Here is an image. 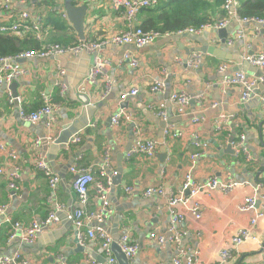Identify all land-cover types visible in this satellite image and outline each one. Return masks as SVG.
<instances>
[{"label": "crops", "instance_id": "obj_1", "mask_svg": "<svg viewBox=\"0 0 264 264\" xmlns=\"http://www.w3.org/2000/svg\"><path fill=\"white\" fill-rule=\"evenodd\" d=\"M49 1L57 5L48 11L64 20L70 27L68 34L76 33L77 37L62 9L65 11V4L74 1L79 3L75 7L87 6L86 39L81 41L78 37V40L101 44V48L97 53L34 58L23 63L21 60L23 76L0 86V142L7 148L6 153H0L3 170L0 209H6L0 217V259L21 253L29 264L105 261L99 242L91 239L83 240L82 244L75 242L70 216L79 209L87 215L96 213L100 204L96 188L91 185L88 205L80 206L70 169L76 164L81 169H92L98 180L106 155L110 153L112 168L117 174L109 196L114 213L106 230L113 239L124 233L139 246L130 264H174L176 247L171 243L160 246L150 239V234L168 235L172 219L167 209L169 197L180 191L187 172L200 183L216 178L239 185L227 192L214 190L200 194L202 218L195 220L188 215L178 227L183 233V249L198 255L197 264H264V220L251 227L254 213L240 211V205L259 185L263 186L264 193V105L261 102L264 78L249 72L258 85L248 102L241 100L238 87H224L222 83L225 77L237 72L240 59L264 51V29L256 32L257 26L242 27L246 38L228 45L224 42L234 38L241 29L235 22L224 29L227 30L224 39L219 35L222 30L217 29H207L196 36L177 35L186 28L169 36L161 35L153 44L138 49L134 44L117 45L113 39L137 30L144 22L143 17L130 21L125 11L114 10L107 0L95 4L87 0H30L25 5L14 3L8 9L1 6L0 26L20 22L22 11H27L30 22L39 20L41 25L46 10L39 9V5ZM67 30L58 36L66 37ZM207 48L227 53L232 59H218L203 52ZM127 55L138 60V67L131 66L125 59ZM197 55L202 56L199 68L186 69L185 64ZM97 57L105 64V73L90 82ZM225 66L228 70L222 72ZM13 82L19 83L17 98L9 89ZM155 82L165 84L164 93L152 92ZM133 88L139 89V95L121 102L120 94ZM175 92H186L192 98L185 116H180L170 102ZM45 99L55 106V119L50 126L46 117L35 125L21 118V110L36 112L46 105ZM163 102L169 125L175 133H180L176 139L164 134L165 121L158 116L159 104ZM123 108L133 118L114 127L112 117ZM222 116L230 122L219 126ZM80 131L81 141L70 143ZM242 136L245 137L243 146ZM67 139L68 143L64 142ZM141 140L157 142L155 158L131 154ZM163 144L168 154L165 163L159 158ZM39 157L59 177L56 191L50 187V179L37 168ZM14 173L19 175L16 191L10 187ZM152 186L162 187L164 195L144 197L143 191ZM127 188L134 189V193L128 194ZM58 207L61 208L60 222L45 230L33 244L10 241L14 225L31 227L47 219ZM261 209L264 201L257 204L256 210ZM92 225L87 219L84 221L82 234L87 238ZM246 228H252L256 241L233 248L232 238ZM226 249L231 250L233 258L223 263L221 253Z\"/></svg>", "mask_w": 264, "mask_h": 264}, {"label": "built area", "instance_id": "obj_2", "mask_svg": "<svg viewBox=\"0 0 264 264\" xmlns=\"http://www.w3.org/2000/svg\"><path fill=\"white\" fill-rule=\"evenodd\" d=\"M30 0H21V4L25 5ZM101 0H87L89 4H95ZM110 2L114 10H124L126 12L127 18L130 21H136L139 13L142 10L155 8L164 0H107ZM15 0H4L3 7L5 9L10 8L14 4ZM239 6V0H226L225 9L228 12V17L224 18L214 24L204 25L200 28H188L185 31H178L177 35L188 34L192 36L199 35L207 29H217L222 30L227 28L232 22L238 24L241 28L237 31L236 36L227 41L228 45H233L235 40H240L246 38L242 27L257 26L256 32H259L260 29H264V18L258 17H242L238 14L237 9ZM63 10L62 15L67 18V15ZM30 16L28 13H22L20 15V22L13 24H6L0 27L2 33H10L13 35H21L22 31L27 32L29 29L34 30L38 33L37 38L42 40L40 31L39 20L30 24ZM22 29V31H20ZM264 31V30H263ZM166 34L165 36H169ZM161 35L155 32H143L140 29L135 30L129 35L123 37L116 36L113 41L117 45L124 44H134L138 49H142L153 44ZM101 44L92 43V42H82L77 46L64 48L59 45H47L41 51L36 52H26L22 53L16 57L0 59V86L3 84H9L11 81H14L17 78H20L24 74V70L20 67L19 61L28 60V59H44L49 56H57L64 54H71L73 56L80 55L83 52L97 53L100 51ZM125 59L131 62V66L136 68L139 65V62L135 58H130L129 55L125 56ZM245 60L253 67H258L261 70H264V51L258 55H250L246 57ZM202 64V56L197 55L193 56L190 61L185 64V68L188 70L197 69ZM228 70V67L225 66L221 69L222 72ZM105 73V64L103 61L97 57L95 59V66L89 76L90 82L97 81L98 77L104 75ZM223 86L227 87H238L241 92V100L243 102H248L253 98L256 93L258 82L253 79L249 73L241 70L234 73L232 76L225 77L222 81ZM108 88L110 84L108 83ZM153 93H164L165 84L162 82H155L152 85ZM139 95V89L133 88L128 92L120 94V101L126 102L130 99H134ZM199 99V98H198ZM46 105L40 110L32 113H27L24 110L20 111L21 118L25 121H28L32 124H37L43 118H48V126L51 125L55 117V106L49 104V101L45 99ZM170 102L175 106L177 112L180 116L187 115L189 107L192 102V98L186 92H175L170 96ZM261 102L264 105V96L261 97ZM158 116L162 118L167 124L165 129V136L172 139H176L180 136V133L177 134L173 131V127L169 125V118L166 112V103H160L158 109ZM133 118V114L127 110L120 109L112 117V124L114 127H119L123 121H130ZM230 119L221 117L219 126L227 125ZM245 137H241V146H243ZM81 141V131L74 135L70 139V143H79ZM234 144V143H233ZM158 144L153 140H141L136 143L131 151V154L134 155H143L148 159H153L156 157L158 152ZM246 152L245 149H242ZM6 146L0 142V153H6ZM13 155V153H12ZM197 157L193 156L195 159ZM249 160V156H248ZM37 168L40 169L43 174L50 179V187L53 191H56L58 185L60 184V179L56 176L49 165L42 160V157H39L37 162ZM71 173L74 175V190L79 199L81 207H85L89 203V188L91 185H94L96 188V198L99 201L98 212L87 215L84 210L79 209L70 216V220L74 225L75 235L79 242L82 244V241L85 239H91L100 243V252L105 255L106 260L98 264H118L117 259L115 258L112 252V245L114 239L106 230L105 226L112 217L114 210L111 206L110 195L114 188V176L117 174L112 168L111 156L110 153H107L102 168L100 169V178L96 180L94 171L92 169H81L77 164L71 167ZM3 174V170L0 168V176ZM19 175L17 173L12 174L10 187L12 190H18L16 181L18 180ZM238 183H225L216 178L209 179L205 182H197L194 179V176L191 172H187L183 176V181L181 189L177 194H171L168 201V213L171 216V227L168 231V235H159L156 232L150 234V239L155 241L158 245L163 246L167 243H171L177 249V256L174 259V264H197L198 255L189 254L181 246V241L183 239V233L178 229L179 225L185 221L188 215L193 217L195 220H200L202 218V205L200 203L199 197L200 194L205 191H214L221 190L227 192L235 187ZM263 186L259 185L254 194L247 197L244 202L240 205V211L242 213H254L253 218L251 219V227L257 226V224L264 220V209L256 210L257 204L264 201V193L262 191ZM126 192L128 194L134 193V189L127 188ZM143 195L146 198L151 197H161L164 195V189L162 187H150L143 191ZM60 207L50 213L49 217L42 222L35 223L31 227H23L21 225H14L12 232L9 235L10 241L19 240L23 244H33L39 235H41L45 230L51 228L60 222L59 211ZM187 210V212L185 211ZM6 211L5 207L0 209V217ZM88 220L89 223H93L92 228L88 231V238L82 234V229L84 227V221ZM252 228L241 229L233 238H232V247L238 248L247 241L254 240L256 237L253 236ZM118 245L126 256V258L131 262L135 259L138 254L139 246L132 243L130 236L121 235ZM222 262H229L233 258V253L230 249H226L221 253ZM0 264H29L21 253H16L10 258L0 259Z\"/></svg>", "mask_w": 264, "mask_h": 264}, {"label": "trees", "instance_id": "obj_3", "mask_svg": "<svg viewBox=\"0 0 264 264\" xmlns=\"http://www.w3.org/2000/svg\"><path fill=\"white\" fill-rule=\"evenodd\" d=\"M3 1L0 0V7L3 6ZM72 3L74 6L79 4L75 1ZM225 4L226 0H164L157 7L145 9L139 13L137 18L142 16L144 22L138 29L160 35L172 34L186 28L197 29L227 18L228 12L225 10ZM56 5L55 2L50 1L39 5V9L46 10L39 31L42 40H39L38 33L31 29L27 33L21 29L22 37L0 31V59L16 57L29 51H41L47 45H59L64 48L79 45L81 42L76 33L75 35L68 34L70 27L66 22L55 17V13L48 11ZM237 12L242 17L264 18V0H239ZM218 15L220 19L216 18ZM66 29H68L67 36L60 38L58 33ZM40 109L41 107L36 111Z\"/></svg>", "mask_w": 264, "mask_h": 264}, {"label": "water", "instance_id": "obj_4", "mask_svg": "<svg viewBox=\"0 0 264 264\" xmlns=\"http://www.w3.org/2000/svg\"><path fill=\"white\" fill-rule=\"evenodd\" d=\"M65 12H66V15H67L69 21L72 23L75 31L77 32L79 39L81 41L85 40L86 39V37H85L86 17L88 14V7L87 6L75 7L72 5L71 2H67L65 4ZM226 32H227V30H224V29H222V31H219L220 37H222L223 39L226 38L227 37ZM226 42L227 41H225L224 43L226 44ZM208 49L209 48L205 49L203 52L210 53V54L214 55L215 57H217L218 59H228V60L232 59V57L230 55H228L227 53H224L220 50H217L215 48H210L209 50ZM25 61L26 60H22L21 63H23ZM237 65H238V68L235 69L237 72L240 71V69H242L243 71H245L247 73H249V72L255 73L258 75V77L264 78V74H262V70L260 68L251 66L249 64V62L243 58L238 61ZM18 87H19L18 82H13L9 86V89L13 92V96L15 98H17L19 96ZM166 127H167V124L164 123V125H163L164 131H165ZM64 142L68 143V139L65 140ZM160 154H159V158H160L161 162L165 163L167 156H168L165 144L162 145ZM105 228H106V226H105ZM75 237H76V235H75ZM119 239H120V237H115L114 243L112 245V252H113L115 258L117 259L118 264H130L131 262L126 258V256L123 254V252L121 251V249L118 245ZM75 242H76V244L80 243L79 240L77 239V237L75 238Z\"/></svg>", "mask_w": 264, "mask_h": 264}, {"label": "rangeland", "instance_id": "obj_5", "mask_svg": "<svg viewBox=\"0 0 264 264\" xmlns=\"http://www.w3.org/2000/svg\"><path fill=\"white\" fill-rule=\"evenodd\" d=\"M14 3H21V0H15ZM22 13H27V11H22Z\"/></svg>", "mask_w": 264, "mask_h": 264}, {"label": "clouds", "instance_id": "obj_6", "mask_svg": "<svg viewBox=\"0 0 264 264\" xmlns=\"http://www.w3.org/2000/svg\"><path fill=\"white\" fill-rule=\"evenodd\" d=\"M66 13V12H65Z\"/></svg>", "mask_w": 264, "mask_h": 264}]
</instances>
